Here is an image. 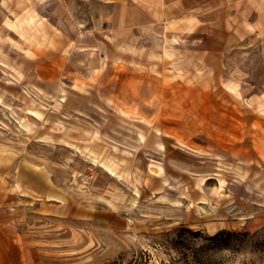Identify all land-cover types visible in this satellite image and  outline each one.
I'll return each mask as SVG.
<instances>
[{"label": "rangeland", "instance_id": "rangeland-1", "mask_svg": "<svg viewBox=\"0 0 264 264\" xmlns=\"http://www.w3.org/2000/svg\"><path fill=\"white\" fill-rule=\"evenodd\" d=\"M248 12L196 46L126 43L115 84L86 89L80 71H28L0 7V189L37 264H264L256 1Z\"/></svg>", "mask_w": 264, "mask_h": 264}, {"label": "crops", "instance_id": "crops-1", "mask_svg": "<svg viewBox=\"0 0 264 264\" xmlns=\"http://www.w3.org/2000/svg\"><path fill=\"white\" fill-rule=\"evenodd\" d=\"M253 1H256V20L253 22L255 27L252 28L257 40L263 45L259 53L263 57L264 0ZM249 2L250 0H0V7L6 18L17 24L19 45L23 47L22 57L26 65H31L28 71L38 72L36 77L42 81H51L55 77L56 83L61 78L72 76L74 71H80L82 77L79 85L76 81L72 85L93 89L101 85L100 81L105 82L106 77L110 80L106 82L115 84L113 74L109 73H112V67L115 68L119 57L117 55L127 52L126 43L131 45L139 42L148 55L158 54L156 44L160 41L171 47L196 46L202 40L212 39L218 24L224 23L232 30L236 19V24L239 22L243 26L244 21L245 28H248ZM28 7L33 8L32 15L29 14L30 10L25 11ZM4 19L0 20L1 23H4ZM21 24L32 25V32H21L18 26ZM123 47L126 49L123 50ZM161 50L168 51V48L161 47ZM225 51L221 55L226 54ZM251 53L248 46L240 50V54L248 58ZM111 64L114 65L111 67ZM241 72V78H237L239 81L246 80L251 74L247 67L241 69ZM54 87H58V84H54ZM250 87L263 93V63ZM4 171L1 170L2 177H5ZM4 194L0 189V264H37L36 256L16 238L11 225L14 217L3 208L6 201Z\"/></svg>", "mask_w": 264, "mask_h": 264}, {"label": "trees", "instance_id": "trees-1", "mask_svg": "<svg viewBox=\"0 0 264 264\" xmlns=\"http://www.w3.org/2000/svg\"><path fill=\"white\" fill-rule=\"evenodd\" d=\"M132 264H138V263H136V261H134Z\"/></svg>", "mask_w": 264, "mask_h": 264}]
</instances>
